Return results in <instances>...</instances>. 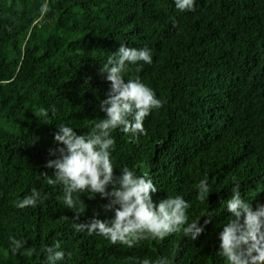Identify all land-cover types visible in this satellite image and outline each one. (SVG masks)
I'll return each instance as SVG.
<instances>
[{
	"label": "trees",
	"instance_id": "16d2710c",
	"mask_svg": "<svg viewBox=\"0 0 264 264\" xmlns=\"http://www.w3.org/2000/svg\"><path fill=\"white\" fill-rule=\"evenodd\" d=\"M44 2L0 0V264H42L44 248L57 240L65 264H138L173 254L174 264H226L218 235L233 178L253 207L264 202V0H196L184 12L173 0H47L41 15ZM121 44L151 49L152 64L124 77H139L163 104L145 118L143 135L113 130L114 174L123 166L147 172L159 189L153 200L182 195L190 220L202 224L214 212L194 241L181 232L127 248L78 232L73 211L57 199L60 187L41 175H53L45 163L55 158L49 149L62 146L54 142L58 124L83 134L103 118L98 105L110 84L100 69ZM205 174L211 191L199 201ZM32 187L47 198L14 207ZM80 198L81 222L93 209L105 218L106 200ZM9 236L35 251L13 255Z\"/></svg>",
	"mask_w": 264,
	"mask_h": 264
},
{
	"label": "clouds",
	"instance_id": "9594fccd",
	"mask_svg": "<svg viewBox=\"0 0 264 264\" xmlns=\"http://www.w3.org/2000/svg\"><path fill=\"white\" fill-rule=\"evenodd\" d=\"M173 2L180 12L193 11L196 4V0ZM48 11V2L45 0L40 8L41 15ZM152 62V51L147 46L121 44L116 52L107 56L100 69L110 84L105 98L98 105L104 113L103 118L83 134H78L68 124H58L54 142L62 146L49 149V156L55 158L45 163L46 168L53 170V175L41 174L48 185L60 187L62 195L57 199L73 211L74 230L87 231L88 235L95 234L114 245L120 244L127 248H133L142 241L164 240L181 232L185 238L194 241L215 215L208 210L202 224L199 216L190 220L188 210L192 205L179 194L154 201L152 196L159 189L147 172L138 175L134 169L123 166L119 168L118 174H114L112 153L116 140L112 135L113 130L118 129L135 139L144 134L143 123L150 112L162 107V99L139 77H124L133 67L139 71L143 65ZM51 111L55 112V108L51 107ZM43 115L47 117L49 110H44ZM196 191L199 201L208 198L211 185L207 174L199 180ZM82 194L89 199H95L98 194L101 200H106L100 205L104 219H100V213L93 209V215L81 222L87 207L80 198ZM46 198L41 190L32 187L22 198L13 201V206L21 210L34 208ZM224 209L230 215L219 231L217 255L226 264H264V202H257L253 207L251 200L242 197L241 185L233 178L231 196L224 203ZM25 245L24 239L8 237V248L13 255H32L35 250ZM65 256L66 252L57 240L44 248L42 264H65ZM138 264H174V254L172 259L167 256L155 260L143 258Z\"/></svg>",
	"mask_w": 264,
	"mask_h": 264
}]
</instances>
